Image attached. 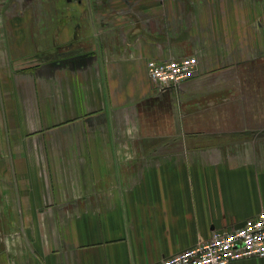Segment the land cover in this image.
<instances>
[{
    "label": "crops",
    "instance_id": "obj_1",
    "mask_svg": "<svg viewBox=\"0 0 264 264\" xmlns=\"http://www.w3.org/2000/svg\"><path fill=\"white\" fill-rule=\"evenodd\" d=\"M262 210L264 0H0V264H158Z\"/></svg>",
    "mask_w": 264,
    "mask_h": 264
},
{
    "label": "built area",
    "instance_id": "obj_2",
    "mask_svg": "<svg viewBox=\"0 0 264 264\" xmlns=\"http://www.w3.org/2000/svg\"><path fill=\"white\" fill-rule=\"evenodd\" d=\"M148 71L160 92L195 77L196 56L170 60H149ZM264 258V210L238 228L216 231L207 242L162 259L158 264H230L246 258Z\"/></svg>",
    "mask_w": 264,
    "mask_h": 264
}]
</instances>
